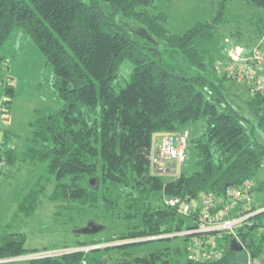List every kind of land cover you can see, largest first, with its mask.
Wrapping results in <instances>:
<instances>
[{
	"label": "trees",
	"instance_id": "obj_1",
	"mask_svg": "<svg viewBox=\"0 0 264 264\" xmlns=\"http://www.w3.org/2000/svg\"><path fill=\"white\" fill-rule=\"evenodd\" d=\"M229 1L217 0L210 19L176 34L166 28L167 14L156 9L155 0H0V62L4 42L21 28L51 64L63 102L55 111H37L26 135L1 132L0 178L5 166L19 161L43 167L44 174L17 201V212L32 216L43 195L63 211L82 216L101 208L111 216L117 211L125 222L124 231L112 236L88 235L60 248L65 251L59 255L26 259L20 258L50 249L26 248L23 232H0V264H88L90 252L102 255L113 248L121 255L116 261L124 264H232L244 263L246 251L252 259L264 256V210L236 230L245 249L233 251L229 242L235 237L224 235L216 245L221 257L206 260L191 253L193 238L201 233L179 235V243L169 244L177 232L197 226V211L180 215L162 201L201 191L221 195L228 186L252 180L264 166V93L217 71L201 47L224 24ZM241 1L264 7V0ZM257 31L264 27L257 24ZM236 33L239 44L240 30ZM161 47L178 51L194 72L166 67ZM124 61L131 65L129 79L116 88ZM239 88L246 92L244 108L236 100ZM0 90L9 103L13 85L0 81ZM198 122L204 129L192 137L188 127ZM183 129L189 130L186 156L195 151L198 169L181 168L177 177L153 173L149 156L155 137ZM254 189L263 206L264 182ZM99 218L89 221L97 224ZM171 233L175 236H166ZM161 240L168 243L146 253L134 248ZM100 258L94 256V262Z\"/></svg>",
	"mask_w": 264,
	"mask_h": 264
},
{
	"label": "rangeland",
	"instance_id": "obj_2",
	"mask_svg": "<svg viewBox=\"0 0 264 264\" xmlns=\"http://www.w3.org/2000/svg\"><path fill=\"white\" fill-rule=\"evenodd\" d=\"M154 4L157 10L167 14L166 28L172 33L181 34L196 22L210 19L215 13L217 0H155ZM252 20L253 24H251ZM257 24L264 27V7L241 0H230L227 4L224 24L211 39L201 42L207 63L209 65L226 64L229 61L225 43L226 41L236 40L237 37L234 34H237L238 30H240L239 44L244 45L247 52L250 51L252 45H264V32L260 34L257 31ZM131 35H133V31H131ZM133 37L148 40V38L141 37L139 34H134ZM232 42L234 43V41ZM161 50L163 64L166 67L186 69L190 74L194 72L178 51L164 47H161ZM1 51L3 60L0 62V81L2 85L10 82L14 88V95L10 97L11 100L8 103L9 106L6 112L1 114L0 132L8 129L13 131L16 136H23L27 134L29 123L36 117L37 111H55L62 107L63 102L53 86L54 75L51 64L46 61L44 55L21 28L15 27L11 31ZM130 71V63L124 61L117 81L114 83L116 88L129 79ZM229 89L230 92H234V85L230 84ZM237 91L241 94L236 100L244 108L243 101L246 98V92L242 88ZM0 92L1 97L4 93L1 90ZM188 128L191 136L197 137L204 129V123L198 122ZM159 141L160 138L155 137V142L159 143ZM16 143L19 144V141H16ZM195 158V151L188 150L181 168L185 171L197 170L198 166L195 163ZM5 171L6 174L0 178V232H23L26 235V248L60 249L64 246H73V241L77 238L83 239L88 235H93V238H104L124 231L125 222L118 217L117 211L111 216L109 212H105L101 208L87 209L85 214L81 216L77 213L58 209L43 195H41L40 205L32 216L26 217L18 213L17 201L21 195L30 189L31 185H34L37 176L44 174L43 167L32 165L25 160L12 166H5ZM42 182L44 183V181ZM252 182L255 186L260 182H264V166L257 171L252 178ZM46 187L47 191H50L52 186L48 184ZM16 191L19 192L18 195ZM96 214L100 215V218L96 220L97 224L105 225V229L96 233H74L77 229L85 227L89 222V218ZM69 217L70 220H68ZM180 241L181 236L172 237L169 244L179 243ZM166 243L168 242L164 240L145 242L134 248L139 253H146L154 246H164ZM114 244L116 243L111 242L109 245ZM94 256H101V258L95 263ZM119 256L121 257L119 250L116 248L104 252L102 255L100 252H90L88 264H115ZM28 257L25 256L20 259Z\"/></svg>",
	"mask_w": 264,
	"mask_h": 264
},
{
	"label": "built area",
	"instance_id": "obj_3",
	"mask_svg": "<svg viewBox=\"0 0 264 264\" xmlns=\"http://www.w3.org/2000/svg\"><path fill=\"white\" fill-rule=\"evenodd\" d=\"M225 44L229 62L228 64H216L217 71L229 74L236 82L248 81L254 89L264 93L263 47L257 44L250 47V51L247 52L243 46L235 42L226 41ZM7 102L8 98L3 94L0 97V117L7 110ZM188 137V129L161 135L159 143H154L149 156L150 168L153 173L170 177L179 176L181 165L186 158ZM254 187L252 180H246L238 186H228L221 195H215L210 191H201L198 196L189 199L179 196H163L162 201L180 215L186 216L197 211V226L177 232L176 235L201 233V236L193 238L192 256L197 259L214 260L220 258L222 254V248H216L217 241L224 235H233L237 239V228L249 216L264 210V205L260 206L259 202L255 201ZM254 204L256 208H253ZM174 234L166 236H175ZM237 241L239 240L237 239ZM241 244L244 248L243 243ZM63 252L62 249L47 250L26 257L54 256ZM244 264H264V256L252 259L246 251Z\"/></svg>",
	"mask_w": 264,
	"mask_h": 264
},
{
	"label": "water",
	"instance_id": "obj_4",
	"mask_svg": "<svg viewBox=\"0 0 264 264\" xmlns=\"http://www.w3.org/2000/svg\"><path fill=\"white\" fill-rule=\"evenodd\" d=\"M90 184L94 185L95 184V179L90 180ZM102 230V226L99 224L94 223L93 221H89L85 227H82L80 229H77L76 231L78 233H83V234H88V233H96L98 231ZM229 247L233 251H241L243 250L242 244L237 241L235 238H232L229 242ZM232 264H244L241 262H234Z\"/></svg>",
	"mask_w": 264,
	"mask_h": 264
},
{
	"label": "flooded vegetation",
	"instance_id": "obj_5",
	"mask_svg": "<svg viewBox=\"0 0 264 264\" xmlns=\"http://www.w3.org/2000/svg\"><path fill=\"white\" fill-rule=\"evenodd\" d=\"M115 264H124L122 260L115 261Z\"/></svg>",
	"mask_w": 264,
	"mask_h": 264
},
{
	"label": "crops",
	"instance_id": "obj_6",
	"mask_svg": "<svg viewBox=\"0 0 264 264\" xmlns=\"http://www.w3.org/2000/svg\"><path fill=\"white\" fill-rule=\"evenodd\" d=\"M230 40H232V39H230ZM232 41H234V40H232ZM243 47H245L244 45H243ZM10 132H12L13 134H14V132L13 131H11V130H9ZM159 137V136H158Z\"/></svg>",
	"mask_w": 264,
	"mask_h": 264
}]
</instances>
